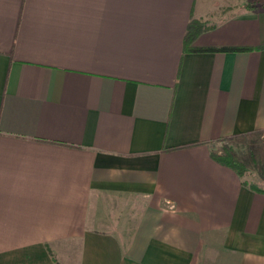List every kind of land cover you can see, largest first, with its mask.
<instances>
[{
  "label": "crops",
  "instance_id": "0c3cea01",
  "mask_svg": "<svg viewBox=\"0 0 264 264\" xmlns=\"http://www.w3.org/2000/svg\"><path fill=\"white\" fill-rule=\"evenodd\" d=\"M263 44L261 0H0V264H264Z\"/></svg>",
  "mask_w": 264,
  "mask_h": 264
},
{
  "label": "trees",
  "instance_id": "16d2710c",
  "mask_svg": "<svg viewBox=\"0 0 264 264\" xmlns=\"http://www.w3.org/2000/svg\"><path fill=\"white\" fill-rule=\"evenodd\" d=\"M205 29V24L197 21H192L188 26V31L185 38L186 50L188 51H247L251 47L244 46H225V47H208V48H193L190 45L195 41L197 36ZM258 48H264V44ZM213 158L221 164L233 168L240 175H244L247 172V168L244 163L239 159V156L233 148L225 146L220 154L213 153Z\"/></svg>",
  "mask_w": 264,
  "mask_h": 264
},
{
  "label": "rangeland",
  "instance_id": "374dc122",
  "mask_svg": "<svg viewBox=\"0 0 264 264\" xmlns=\"http://www.w3.org/2000/svg\"><path fill=\"white\" fill-rule=\"evenodd\" d=\"M262 1V3H264V0H261ZM250 1H248V3H249ZM250 142V141H249ZM225 146H229V147H231V148H233V147H235L234 145H232V144H229V143H224L223 145L222 144H220V149H223ZM238 146V148L236 149V147H235V149L237 150V152L240 154V156L242 157V155L244 156V157H246V159H248V158H250L251 159V157H252V159H253V161L254 162H256V158H255V156H257L258 155V150H260V151H263V148H264V146L263 145H260L259 146V144H256V145H250V144H248V145H245V144H243L242 143V145H237ZM254 149H255V151H254ZM235 151V150H234ZM236 152V151H235ZM255 154H257V155H255ZM238 155V154H237ZM263 161L262 160H260V163L259 164H257V163H255L254 165L253 164H251V167H252V169H251V171H252V173H254V174H256L257 173V171L258 170H262V173L264 174V163H262ZM258 174V173H257Z\"/></svg>",
  "mask_w": 264,
  "mask_h": 264
}]
</instances>
